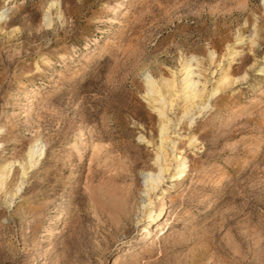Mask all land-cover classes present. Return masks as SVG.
I'll return each mask as SVG.
<instances>
[{"label":"rangeland","instance_id":"1","mask_svg":"<svg viewBox=\"0 0 264 264\" xmlns=\"http://www.w3.org/2000/svg\"><path fill=\"white\" fill-rule=\"evenodd\" d=\"M50 1L0 0V171L46 145L20 191L18 165L0 186V264H264L262 0H56L63 17L46 27ZM227 44L247 77L172 127L189 170L164 182L156 220L137 221L154 167L138 136L159 135L143 72L195 56L211 77L207 53Z\"/></svg>","mask_w":264,"mask_h":264},{"label":"bare ground","instance_id":"2","mask_svg":"<svg viewBox=\"0 0 264 264\" xmlns=\"http://www.w3.org/2000/svg\"><path fill=\"white\" fill-rule=\"evenodd\" d=\"M53 8H55V16H53ZM262 8L264 15V0H262ZM62 17L58 1L51 0L43 13V24L49 27L53 24L54 18L61 21ZM5 18H7L5 10H1L0 21ZM243 38V35L236 36L238 43L243 42ZM249 43L251 46L257 45L256 25H254V33L249 38ZM240 53L241 51L231 44L226 45L225 52L219 57L220 59L217 58L218 55L215 50H209L207 53L209 64H213L219 69V71L217 69L211 70V77L206 75L207 69L202 68L201 62L195 56L181 57L179 66L176 69H170L169 75L154 76L149 71L143 72L145 83L143 96L148 106L158 116L159 135L155 142L146 139L143 134L138 136L139 139L154 146V167L143 172L144 189L141 191L143 195L140 197L141 204L137 207L141 216H136L137 221H140V217L146 220H156V217H159L158 215L167 206L164 194L168 187L164 188V182H168L169 179L170 185L173 186L174 181L182 178L189 170L188 157L184 153V147L178 145V140L174 139L176 131L172 127L179 125L183 120L193 124L197 117L206 113L211 107L212 99L235 82L247 77L246 71L236 76L232 69V64ZM262 59L263 64L258 69V74L264 73V55ZM224 61L225 63H223ZM179 98L183 101L182 106H180L181 114L174 118V116H170V112ZM179 139L184 141L183 136H180ZM185 140L184 145L187 146H194L198 141L195 134H190ZM45 147V143L40 139H35L28 145L22 161L8 162L4 165L0 171V186H5L7 178L12 174L13 166L18 165L21 170V178L17 183L15 193L20 191L23 187L24 177L43 158ZM159 190L161 193L158 194ZM156 200H159V205L157 209H154ZM124 208L125 211L124 209L123 211L127 212V208Z\"/></svg>","mask_w":264,"mask_h":264}]
</instances>
